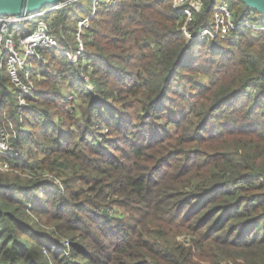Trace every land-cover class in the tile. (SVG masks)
Masks as SVG:
<instances>
[{
	"label": "trees",
	"instance_id": "obj_1",
	"mask_svg": "<svg viewBox=\"0 0 264 264\" xmlns=\"http://www.w3.org/2000/svg\"><path fill=\"white\" fill-rule=\"evenodd\" d=\"M229 1L238 20L250 9ZM91 4L43 16L62 48ZM181 21L171 0L101 3L92 66L45 49L22 110L0 67L19 170H0V264H264V34L189 43Z\"/></svg>",
	"mask_w": 264,
	"mask_h": 264
},
{
	"label": "built area",
	"instance_id": "obj_2",
	"mask_svg": "<svg viewBox=\"0 0 264 264\" xmlns=\"http://www.w3.org/2000/svg\"><path fill=\"white\" fill-rule=\"evenodd\" d=\"M71 1L64 0L59 5ZM113 1L92 0L89 17L77 20V48L73 55L69 54L74 60H77L83 52L80 35L83 29L89 26L90 17L101 3ZM171 4L182 17L179 30L189 43L213 39L234 43L238 41L245 29L250 30L252 34H264V19L257 10L250 8L244 17L238 20L229 0H218L205 16L204 0H171ZM52 9L50 7L20 16L0 14V67H4L10 75L11 88L16 97L15 103L18 109L24 108L27 103L26 97L34 93V79L40 74V71L35 69V62L41 61V53L50 47H60L52 33L51 21L43 17ZM6 133L5 128L0 126V169L9 165L6 158L9 159L11 155ZM64 242L68 245V240ZM45 248L46 254L48 251ZM65 253L70 254L68 247Z\"/></svg>",
	"mask_w": 264,
	"mask_h": 264
},
{
	"label": "water",
	"instance_id": "obj_3",
	"mask_svg": "<svg viewBox=\"0 0 264 264\" xmlns=\"http://www.w3.org/2000/svg\"><path fill=\"white\" fill-rule=\"evenodd\" d=\"M246 6L264 14V0H242ZM60 0H0V14L20 16L30 12H37L44 5L54 4L52 8L60 6Z\"/></svg>",
	"mask_w": 264,
	"mask_h": 264
},
{
	"label": "rangeland",
	"instance_id": "obj_4",
	"mask_svg": "<svg viewBox=\"0 0 264 264\" xmlns=\"http://www.w3.org/2000/svg\"><path fill=\"white\" fill-rule=\"evenodd\" d=\"M92 5V4H91ZM43 9H45V8H43ZM46 14V13H45ZM44 16V15H43ZM87 17H89V16H87ZM53 18V16L51 15V17H50V19H52ZM77 22V21H76ZM89 22H90V20H89ZM86 30V28L85 29H83V31L81 32V35H80V37H81V39H83V37H82V34L84 33V31ZM244 31H250V30H248V29H245ZM251 32V31H250ZM73 35H74V41L76 40V42H78L77 41V24H76V29H75V31H73ZM82 47H83V52H82V54L78 57L80 60H81V62L82 63H87L88 65L87 66H89V67H91L92 66V64H91V62L90 61H88L87 62V60H85L87 57H86V54H85V46H84V43H83V40H82ZM60 46V45H59ZM57 48V47H56ZM77 48V47H76ZM57 49H59V50H61L62 52H64L67 56H68V58L74 63V64H76V63H78L76 60H74L73 58H72V56H70V55H73L74 54V52H75V50H71V49H64V48H62V46H60L59 48H57ZM70 54V55H69ZM41 62V61H40ZM36 63H39L38 61H36L35 62V64ZM82 65V64H81ZM37 67H35V69L37 68V71H39V67H38V65H36ZM89 69V68H88ZM81 75H83V74H81ZM86 77V75H84V78ZM207 77V76H206ZM205 76H204V79H205V81L206 80H208L207 78H206ZM60 81H62V80H60ZM59 82V81H58ZM61 86L63 87V91H64V93L66 92L67 94H69L68 95V99H70V98H72V95H73V93H71V89H68L67 88V84L66 83H64V84H61ZM87 87L88 88H91V85H87ZM77 103V101L76 102H74V104L73 105H75ZM27 105H28V103H27ZM22 109H24V108H22ZM22 109H19V110H22ZM22 117H24V115H22ZM8 136V138L10 137V133H6V137ZM5 158V157H4ZM6 160L8 161V163H9V159H7L6 158ZM0 170H2V171H6V172H19V170H16L15 168H13L11 165H10V163H9V165L7 166V167H5V168H2V169H0ZM20 174H22L21 172H20ZM46 174H48L47 176L49 177V176H55V173H53V172H48V173H46ZM22 175H26V174H22ZM56 179H58L59 181H60V178H59V176H56ZM61 187H64V185H63V183H61ZM51 189V188H50ZM110 210H112V212H113V215H119V214H122L121 213V211L122 210H120V211H115V207L114 208H112V209H110ZM36 219L33 217V221L32 222H34ZM50 224H43V223H41L39 226H37V227H39V228H42V229H44L45 231H48L50 228H52V226H49ZM61 237V236H60ZM61 240H63L64 241V238H61ZM47 245L45 246L46 248V250H50L51 249V247H53V246H51V245H53V242H50V241H47V243H46ZM55 247V246H54ZM55 249V248H54ZM201 264H207L206 263V261H201Z\"/></svg>",
	"mask_w": 264,
	"mask_h": 264
}]
</instances>
